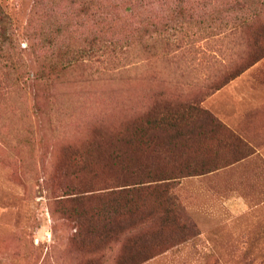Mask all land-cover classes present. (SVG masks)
<instances>
[{"label":"rangeland","instance_id":"obj_1","mask_svg":"<svg viewBox=\"0 0 264 264\" xmlns=\"http://www.w3.org/2000/svg\"><path fill=\"white\" fill-rule=\"evenodd\" d=\"M0 6L21 48L45 36L68 46L41 43L32 53L15 46L26 70L98 45L103 10L110 15L105 37L117 44L52 69L48 81L24 84L4 67L0 49V264H264V0ZM140 21L148 29L143 36L134 31ZM159 92L200 104L223 128L170 139L148 127L134 138ZM140 139L170 153L155 160ZM113 151L117 159L108 157ZM201 167L210 171L187 173ZM148 169L184 176L167 191L130 193L127 220L144 223L126 233L114 221L103 227L119 209H103L100 188L146 180ZM88 190L95 192L80 196Z\"/></svg>","mask_w":264,"mask_h":264},{"label":"trees","instance_id":"obj_2","mask_svg":"<svg viewBox=\"0 0 264 264\" xmlns=\"http://www.w3.org/2000/svg\"><path fill=\"white\" fill-rule=\"evenodd\" d=\"M99 18V34L100 39H98V45H89L85 48H80L77 52L78 55H76L74 58H67L64 57L63 53L60 54L56 59H47L45 62L37 61V68L35 70H30L29 68L26 70V67L20 59L13 54L12 50L17 47L18 52H34L36 50V46H40L39 44L42 43L45 47L50 46L53 49L58 50H67L68 46L66 44H61L57 40H55L51 36H45L41 40L37 41H29L27 43V46L24 48H21L19 43L16 42V30L14 27H12L11 20L8 16V14L4 11V9L0 6V49L2 53L5 54V64L4 67L7 69H11L14 72V79L16 82H19L21 79V82L24 84L28 80L39 78V77H45L46 81L51 77L52 75V69H64L68 68L71 65L75 64L79 57L86 56L91 57V55L94 53L95 50H100L101 52H106V49L109 50H115L117 48V44L114 43V37L111 36L110 38L105 37L106 33V27L108 24V19L110 18V15L106 11H100L98 14ZM247 19H242L241 23H245ZM158 25L154 24V29L152 32H156L158 35H160L157 28ZM138 35L143 36L148 32V29L146 26L141 24V21L139 23V26L135 28V30ZM162 31V30H161ZM56 32L60 34L62 32V26L61 24L57 26ZM25 35V31L22 33ZM156 34V35H157ZM162 34V33H161ZM18 44V46H17ZM89 44H92V40L89 42ZM16 46V47H15ZM119 46V45H118ZM95 49V50H94ZM16 51V52H17ZM46 52V49H45ZM263 54L259 55L254 59V61L258 60ZM253 61V62H254ZM242 70H238L236 72L231 73L227 79L223 82L231 80L235 76H237ZM222 83V84H223ZM163 93H156L154 96V99L151 103V105L142 112L141 117L144 119L143 123H139L138 126H135L133 129L132 134L135 135L134 138H138L142 136L143 132L147 130V128L155 129L157 132H160L161 134H168L170 139H174V137H184L189 134H197L202 136H212L213 133H215L218 130H221L223 128V125L219 122L216 117L210 113L207 109L203 108L200 104L194 102V103H181L178 102L172 98L163 96ZM194 127V128H193ZM159 133V134H160ZM229 138L233 139L234 141H238V138L235 136V134L229 133L227 135ZM139 137V138H140ZM143 144V148L149 147L151 155L155 160H163L161 154L163 152L168 151L170 153V147L168 148L164 146V151H162V145L157 144L154 142V140H150L149 143H146L140 139V145ZM145 155V153H143ZM151 156V157H152ZM110 159H117L119 155H117L116 151H113L108 155ZM143 158V157H142ZM172 160V159H171ZM192 171V172H190ZM187 171V173L190 175L193 174H201L206 171H210L208 168H198L194 170ZM140 173V172H139ZM186 174V175H188ZM184 176L181 174L180 176L177 175L175 170H169V171H162V170H147V179L142 180L139 182H133L132 184H122L118 186H109V187H103L100 188L99 191L103 192L100 195L106 196L104 201V210H107L109 208H113V206L117 207L119 211L116 213L115 218L106 217L103 218V227H112L113 228V221L114 226L121 231L122 233H126L128 229L134 228L136 225L144 223L143 218H139L137 222L129 223V220H127V214L130 207L132 200H130L129 195L131 192H137L142 191L143 189H152L156 192H162L167 191V188L169 185L179 177ZM95 191H83L80 196H87V195H93ZM90 197V196H89ZM124 197L125 201L121 202L120 199ZM103 201V200H101ZM174 202V201H173ZM172 202V205L174 206V203ZM100 216V214H98ZM143 217V216H142Z\"/></svg>","mask_w":264,"mask_h":264}]
</instances>
